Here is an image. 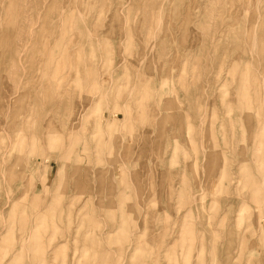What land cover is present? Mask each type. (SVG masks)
Segmentation results:
<instances>
[{
  "label": "rangeland",
  "instance_id": "rangeland-1",
  "mask_svg": "<svg viewBox=\"0 0 264 264\" xmlns=\"http://www.w3.org/2000/svg\"><path fill=\"white\" fill-rule=\"evenodd\" d=\"M0 264H264V0H0Z\"/></svg>",
  "mask_w": 264,
  "mask_h": 264
},
{
  "label": "bare ground",
  "instance_id": "bare-ground-1",
  "mask_svg": "<svg viewBox=\"0 0 264 264\" xmlns=\"http://www.w3.org/2000/svg\"><path fill=\"white\" fill-rule=\"evenodd\" d=\"M82 17V16H81ZM50 130V129H49ZM53 130V129H52ZM88 132V131H87ZM51 133V132H50ZM73 143V142H72ZM71 144V143H70ZM66 145V144H65ZM71 146H72V144H71ZM115 147V146H114ZM110 157V156H109ZM78 164V163H77ZM104 169V168H103ZM113 169V168H112Z\"/></svg>",
  "mask_w": 264,
  "mask_h": 264
}]
</instances>
